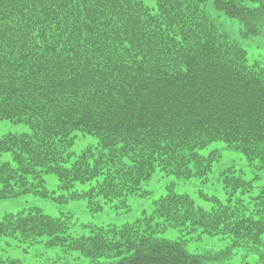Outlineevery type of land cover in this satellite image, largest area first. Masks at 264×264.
Returning <instances> with one entry per match:
<instances>
[{"label": "trees", "instance_id": "trees-1", "mask_svg": "<svg viewBox=\"0 0 264 264\" xmlns=\"http://www.w3.org/2000/svg\"><path fill=\"white\" fill-rule=\"evenodd\" d=\"M208 10L241 21L247 36L264 27V0H0V121L29 129L0 138V199L84 200L96 212L156 170L205 177L218 154L200 151L214 142L263 166L264 67L247 64ZM79 135L97 142L74 156ZM48 174L67 194L45 189ZM221 183L226 199L211 198L210 210L169 188L151 214L120 227L71 236L69 216L32 209L5 216L0 237L47 236L49 247L111 264H206L157 238L167 228L264 246V189L252 194L231 167Z\"/></svg>", "mask_w": 264, "mask_h": 264}, {"label": "rangeland", "instance_id": "rangeland-1", "mask_svg": "<svg viewBox=\"0 0 264 264\" xmlns=\"http://www.w3.org/2000/svg\"><path fill=\"white\" fill-rule=\"evenodd\" d=\"M208 16L214 25L226 33L228 37L242 47L246 53L249 63L264 65V30L260 35H250L245 38L242 23L236 19L224 16L215 10H208ZM261 32V30H260ZM29 132L24 124H14L9 121H0V137L13 134L19 135ZM96 138L80 135L72 147L74 155L79 154L83 149L94 146ZM216 151L218 159L213 162L211 171L202 178L193 177L189 180L177 178L173 175H165L156 170L152 177L140 187V194L130 195L123 201L102 203V209L96 212L89 210L86 201L72 200L65 203H57L54 199H45L32 194L20 196L13 199L0 200V221L7 214H16L29 209H37L50 217L70 216L68 223V234L71 236L88 235L91 228L107 226H122L138 219L145 210L150 212L152 201L164 195L168 186L177 194L190 196L195 205L210 210L213 203L207 198L215 197L225 201L226 194L221 183V173L229 167H233L241 174L245 181L252 185V194L259 189H264V165L260 168L250 165L244 156L239 152L226 147L222 142H215L208 145L200 153L207 156L209 152ZM9 159V154L2 156L3 161ZM72 159L74 157L72 156ZM45 188L54 196L65 194L60 190V185L54 175H45ZM75 190L84 189L76 185ZM197 236V233L193 237ZM157 238L169 241L188 240L185 232L168 228L157 234ZM46 238H42L40 244L25 246L16 243L9 237H0V255L5 260L3 264H111L117 259H89L78 252L65 250V248L47 247ZM229 246V239L220 236L200 235L199 239L191 240L186 244V250L191 254L205 255L210 259L206 264H264V246L262 247H240L231 249L224 258L213 259L216 254L224 252Z\"/></svg>", "mask_w": 264, "mask_h": 264}]
</instances>
